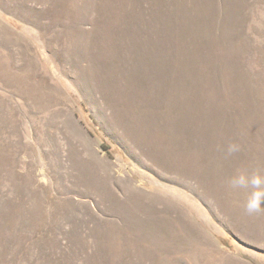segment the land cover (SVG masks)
Instances as JSON below:
<instances>
[{"label": "rangeland", "instance_id": "374dc122", "mask_svg": "<svg viewBox=\"0 0 264 264\" xmlns=\"http://www.w3.org/2000/svg\"><path fill=\"white\" fill-rule=\"evenodd\" d=\"M252 172L264 0H0V264H264Z\"/></svg>", "mask_w": 264, "mask_h": 264}, {"label": "clouds", "instance_id": "9594fccd", "mask_svg": "<svg viewBox=\"0 0 264 264\" xmlns=\"http://www.w3.org/2000/svg\"><path fill=\"white\" fill-rule=\"evenodd\" d=\"M238 147L233 145L230 146L229 152L238 151ZM232 187H252L253 189H257L251 193V196L247 200L245 204V211L248 213H256L260 211H264V208L261 207L264 204V191L260 189H264V174L260 172H252V173H239L232 178L230 181Z\"/></svg>", "mask_w": 264, "mask_h": 264}, {"label": "trees", "instance_id": "16d2710c", "mask_svg": "<svg viewBox=\"0 0 264 264\" xmlns=\"http://www.w3.org/2000/svg\"><path fill=\"white\" fill-rule=\"evenodd\" d=\"M103 146H104L106 149H110V146L106 145L104 142H103Z\"/></svg>", "mask_w": 264, "mask_h": 264}, {"label": "bare ground", "instance_id": "6f19581e", "mask_svg": "<svg viewBox=\"0 0 264 264\" xmlns=\"http://www.w3.org/2000/svg\"><path fill=\"white\" fill-rule=\"evenodd\" d=\"M146 89V88H145ZM54 245V244H53Z\"/></svg>", "mask_w": 264, "mask_h": 264}]
</instances>
